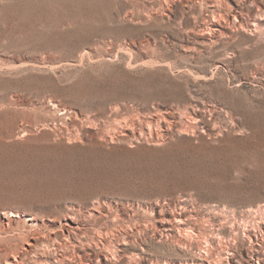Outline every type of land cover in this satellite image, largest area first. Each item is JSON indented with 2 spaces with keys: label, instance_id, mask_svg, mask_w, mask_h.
<instances>
[{
  "label": "rangeland",
  "instance_id": "374dc122",
  "mask_svg": "<svg viewBox=\"0 0 264 264\" xmlns=\"http://www.w3.org/2000/svg\"><path fill=\"white\" fill-rule=\"evenodd\" d=\"M17 251L264 264V0H0V264Z\"/></svg>",
  "mask_w": 264,
  "mask_h": 264
},
{
  "label": "bare ground",
  "instance_id": "6f19581e",
  "mask_svg": "<svg viewBox=\"0 0 264 264\" xmlns=\"http://www.w3.org/2000/svg\"><path fill=\"white\" fill-rule=\"evenodd\" d=\"M192 218V217H191ZM190 220V219H189ZM175 221H177V222H180V223H182V224H187V223H185V221H187V216H185V217H183V216H181V217H179V218H176L175 219ZM178 226V225H177ZM189 229V228H188ZM73 230H79V226H75V227H72L71 226V229H69V234L67 235L68 236V238H69V235H70V233H73ZM180 230V229H179ZM190 230V229H189ZM186 231V230H185ZM187 232V231H186ZM189 232V231H188ZM193 232V231H192ZM218 234V233H217ZM194 235V234H193ZM216 235V234H215ZM252 242V241H251ZM28 243V242H27ZM29 244V246H30V248H33L34 246H35V244H31V243H28ZM60 245H62L61 243H60ZM63 247V246H62ZM58 250V249H57ZM31 251V250H30ZM29 250H27V249H25V255L27 254V253H29L30 252ZM69 252V251H68ZM21 254V252L19 253L18 251L17 252H14L13 254H11V255H9L8 257H7V259H6V263L5 264H26L25 262H24V259H23V256H21L20 255ZM25 257V256H24ZM64 257V256H63ZM67 257V256H66ZM73 257V256H72ZM68 259H69V256H68ZM57 263H60V264H63L65 261H64V258H60V257H57ZM36 261H38V260H36ZM45 262V261H44ZM49 262V261H48ZM39 264V263H38ZM42 264V263H41Z\"/></svg>",
  "mask_w": 264,
  "mask_h": 264
}]
</instances>
